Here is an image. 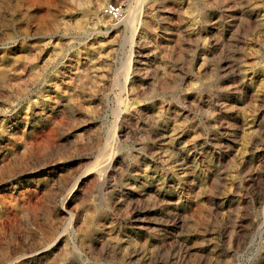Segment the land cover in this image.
<instances>
[{
	"label": "rangeland",
	"instance_id": "obj_1",
	"mask_svg": "<svg viewBox=\"0 0 264 264\" xmlns=\"http://www.w3.org/2000/svg\"><path fill=\"white\" fill-rule=\"evenodd\" d=\"M0 264H264V0H0Z\"/></svg>",
	"mask_w": 264,
	"mask_h": 264
},
{
	"label": "bare ground",
	"instance_id": "obj_2",
	"mask_svg": "<svg viewBox=\"0 0 264 264\" xmlns=\"http://www.w3.org/2000/svg\"><path fill=\"white\" fill-rule=\"evenodd\" d=\"M108 3V2H107ZM124 13H126L125 18H121L118 21H123L125 23V25L127 27L133 28L135 25V22L137 21L138 18V14L136 13V9L135 7H133L132 5L129 7V9L127 11L124 10ZM113 20H111L108 16L104 15L101 19H100V23L101 24H107L111 27H116L117 25H114V23L112 22Z\"/></svg>",
	"mask_w": 264,
	"mask_h": 264
},
{
	"label": "built area",
	"instance_id": "obj_3",
	"mask_svg": "<svg viewBox=\"0 0 264 264\" xmlns=\"http://www.w3.org/2000/svg\"><path fill=\"white\" fill-rule=\"evenodd\" d=\"M103 13L113 21H118L123 17L124 6L119 2H108L103 7Z\"/></svg>",
	"mask_w": 264,
	"mask_h": 264
}]
</instances>
